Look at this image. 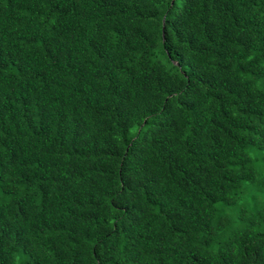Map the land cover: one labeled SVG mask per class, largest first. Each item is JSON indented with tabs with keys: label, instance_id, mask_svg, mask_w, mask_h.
Segmentation results:
<instances>
[{
	"label": "trees",
	"instance_id": "1",
	"mask_svg": "<svg viewBox=\"0 0 264 264\" xmlns=\"http://www.w3.org/2000/svg\"><path fill=\"white\" fill-rule=\"evenodd\" d=\"M264 0H0V264H264Z\"/></svg>",
	"mask_w": 264,
	"mask_h": 264
},
{
	"label": "rangeland",
	"instance_id": "2",
	"mask_svg": "<svg viewBox=\"0 0 264 264\" xmlns=\"http://www.w3.org/2000/svg\"><path fill=\"white\" fill-rule=\"evenodd\" d=\"M258 165H259L260 167H264V162H261V161H260V162L258 163ZM261 197L264 198V194H262Z\"/></svg>",
	"mask_w": 264,
	"mask_h": 264
}]
</instances>
